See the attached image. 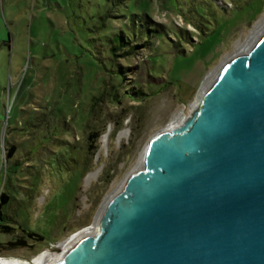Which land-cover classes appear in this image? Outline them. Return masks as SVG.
Returning <instances> with one entry per match:
<instances>
[{"label":"rangeland","instance_id":"rangeland-1","mask_svg":"<svg viewBox=\"0 0 264 264\" xmlns=\"http://www.w3.org/2000/svg\"><path fill=\"white\" fill-rule=\"evenodd\" d=\"M143 13L162 38L113 55L115 34L138 31ZM192 16L196 26L184 20ZM261 19L264 0L241 8L230 0H0V191L9 166L17 188L4 190L19 202L15 230L0 232V258L26 262L92 225L147 142L176 111L196 102L208 76L235 54L237 43L249 40ZM118 68L121 78L113 72ZM134 84L145 91L144 100L129 94ZM45 112L63 115L68 126L41 145L31 118ZM103 126L107 140L100 137L93 154L87 134ZM64 147L76 165L56 172L50 161ZM13 160L20 164L14 167ZM92 171L97 176L87 180ZM19 226L43 238L7 248L24 236Z\"/></svg>","mask_w":264,"mask_h":264},{"label":"water","instance_id":"water-1","mask_svg":"<svg viewBox=\"0 0 264 264\" xmlns=\"http://www.w3.org/2000/svg\"><path fill=\"white\" fill-rule=\"evenodd\" d=\"M126 177L51 264H264V31Z\"/></svg>","mask_w":264,"mask_h":264},{"label":"trees","instance_id":"trees-1","mask_svg":"<svg viewBox=\"0 0 264 264\" xmlns=\"http://www.w3.org/2000/svg\"><path fill=\"white\" fill-rule=\"evenodd\" d=\"M112 2L115 1L116 5H121L124 4L125 0H108V2ZM164 0H162L163 2ZM230 3L234 6L235 8H241L242 6L246 5V4H250L251 0H230ZM112 5V4H111ZM115 15V14H114ZM142 23H141V27L139 28L138 31H134L132 33H129V37H127L123 31H118V33H116V37H117V42L115 45L112 46L111 51L113 52V55H115V50H123L124 48H128L127 50H130L129 52H131L133 49H136L137 47H139L140 45L142 46H147L149 45L150 38L153 36H159L160 38H162L161 36L164 35L163 31L158 29L157 27L154 26H150L147 22H146V13L142 14ZM185 22L190 23V24H194L196 26V23L194 20H196V17L192 16L189 17V19H184ZM179 34L180 37H182L181 33H177V35ZM142 37L143 41H141L142 43H137V40H139V38ZM129 39L132 40V43H129ZM114 73H119L120 78H121V69H114L113 70ZM104 82V79L102 81V83ZM135 89H130L132 90V92H129V94H131L132 96H135L136 98H139V100H144L145 99V91L142 89V87L140 85L134 84L132 86V88ZM116 94H111L112 97H114ZM95 97L94 95H92L90 98ZM96 98H99V96H96ZM89 115V111H86V113H84V120H87ZM31 124L33 126H35V133L36 136H34V138H36L37 140L39 139V144L42 145V140L45 139L47 141H51L52 138H59L60 133L62 132H66L67 131V126L68 123H66L67 121H64V116L63 115H59L56 114L55 112H45V113H40L38 115H33V117L31 118ZM106 127H102L99 130L90 132L87 134V140L89 141L88 143V148L91 149L93 151V154H95L98 151L99 148V140L101 135L105 132ZM120 130V127L116 128L113 132V137L116 136L117 132ZM70 148H66L64 147V151L60 152L58 155L54 156L51 158L50 161V166L51 168H53L56 172L62 171V169L68 165V170H71L73 166L76 165L75 159L73 158V156H64V153L69 151ZM14 151V146L11 145L9 151L7 152V156H11L12 152ZM72 160V161H71ZM13 166L17 167L20 162H18V160H13ZM15 169V168H14ZM13 169V171H14ZM9 166H7L4 169V174H5V178L3 179V188L0 191V232L1 233H11L13 230H15V216L18 214L19 211V207L17 203H13V201L15 200V197L12 194H8L4 189L6 186H11L12 188H17V185H13V182H11L10 180V176H9ZM19 228L24 232V236L23 237H19L13 241H8L7 242V248H16V247H22V246H26L27 242H26V238H29L33 241H39L41 240L43 237L41 234H39L38 232L29 229V228H23L20 227ZM25 238V239H24Z\"/></svg>","mask_w":264,"mask_h":264},{"label":"bare ground","instance_id":"bare-ground-1","mask_svg":"<svg viewBox=\"0 0 264 264\" xmlns=\"http://www.w3.org/2000/svg\"><path fill=\"white\" fill-rule=\"evenodd\" d=\"M263 27H264V19H261L257 23V25L255 26V29L252 31L251 35L248 37L249 40H247L244 43H239V44L237 43V48H236L235 54L229 56V58H226V60L222 61V63L212 72L211 76H208V78L206 79V81L204 82V84H203V86L201 88V91L202 92L197 97L196 102L194 104H189V105L185 106V109L184 108H181L178 111H176L173 114V116L171 117L169 123L162 130H164V129L171 130L174 127L180 125L181 123H183L185 121V119L191 114V112L195 109V107L197 106L198 102L200 101V97H201L202 93L204 92V88H205V85L207 84V82L210 81L212 78H214L232 59H234L235 57H238L243 52L242 49H246L248 47V45L263 31L262 30L260 32V30L263 29ZM107 137H108V133H105L101 137L102 141L105 142L107 140ZM144 151H145V149H144ZM143 154H144V152L142 153V155L139 158V161L137 162V164L135 165L134 169L130 173H132V172H134V171H136L138 169V167L140 166V164L142 162ZM97 174H98L97 171L89 172L87 174V176H86V179L87 180H90L91 178L96 177ZM126 178L127 177H125L124 182H125ZM124 182L123 183H120L107 196V198L105 199L104 203L102 204L100 210L98 211L97 216L103 210V208L105 207V205L107 204V202L120 190V188L122 187V185L124 184ZM97 216H96V219H97ZM96 219H95V221H94V223L92 225H87V226L79 229L78 231L73 232L66 239H64L62 242H60L57 245L58 246V250L51 251L49 249H46V250L38 253L37 255L33 256L31 260H28L26 262H15V261H13L11 259L0 258V264H51L62 253V251L69 244H71L74 240H76L77 238H79L84 233L93 232L94 229H95V226H96Z\"/></svg>","mask_w":264,"mask_h":264}]
</instances>
